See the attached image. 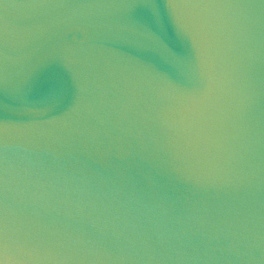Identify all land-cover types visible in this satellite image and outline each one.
Segmentation results:
<instances>
[{"label":"water","instance_id":"95a60500","mask_svg":"<svg viewBox=\"0 0 264 264\" xmlns=\"http://www.w3.org/2000/svg\"><path fill=\"white\" fill-rule=\"evenodd\" d=\"M0 264H264V0H0Z\"/></svg>","mask_w":264,"mask_h":264}]
</instances>
